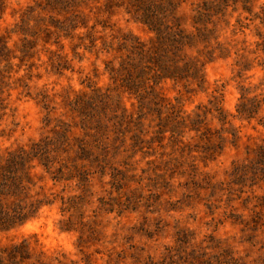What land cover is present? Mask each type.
Wrapping results in <instances>:
<instances>
[{
	"label": "rangeland",
	"instance_id": "1",
	"mask_svg": "<svg viewBox=\"0 0 264 264\" xmlns=\"http://www.w3.org/2000/svg\"><path fill=\"white\" fill-rule=\"evenodd\" d=\"M200 1H176L182 29L194 30ZM1 2L0 36L9 52L0 64V153L46 140L57 146L66 169L54 175L57 160L51 174L35 168L33 191L51 203L22 226L0 232V248L23 243L29 258L22 264H264V103L250 120L236 116L240 94L264 99V53L257 46L264 26L253 17L264 12V0H251V14L238 3L214 16L207 26L220 57L202 66V88L161 81L154 103L124 92L109 71L119 68L123 40L153 41L127 13L125 0L80 4L78 12L96 31L93 48L83 41L87 49L75 38L44 44L41 31L30 26L62 18L34 0ZM28 7L33 16L25 28ZM97 90L110 99L100 116L103 151L85 134L93 133L92 119L73 110L82 95ZM176 111L186 124L167 120ZM195 112L202 121L196 132L189 130ZM112 115L125 120L117 123ZM75 138L86 142L84 156Z\"/></svg>",
	"mask_w": 264,
	"mask_h": 264
},
{
	"label": "trees",
	"instance_id": "2",
	"mask_svg": "<svg viewBox=\"0 0 264 264\" xmlns=\"http://www.w3.org/2000/svg\"><path fill=\"white\" fill-rule=\"evenodd\" d=\"M88 0H34V3L41 11L48 13L53 12L61 16L62 19L47 18L49 24H41L42 26L32 25L30 30L41 31L43 34L44 44H48L50 40L52 44H59L61 39L72 42L74 38L81 42L77 47L93 48L96 33L95 26H87L86 21L78 12L80 4ZM125 10L131 15L133 20L144 25L152 34L153 41L149 46L137 43L130 37L119 45L125 54L120 57L119 68L111 72L112 81L119 82L123 91L130 95L136 96L139 100L149 99L153 101L157 94L155 86L161 81H191L198 88H202L203 78L201 68L207 62L213 61L220 57L219 44L213 34V29L208 28V24L213 26V17L221 15L223 10L230 5L240 4L241 9L251 14V0H201L192 17L193 31H186L178 24L175 17L177 0H125ZM41 6V7H40ZM2 2L0 0V15L2 13ZM264 10V8H263ZM33 10L28 7L25 18L21 20V26L27 27V22L33 16ZM254 18L260 21L264 26V12L259 16L253 14ZM38 23H44L40 21ZM84 30V33L78 31ZM32 36H38L37 32H32ZM81 34V35H80ZM216 42V48H208L210 40ZM88 41L86 46L83 41ZM26 44H32L29 41ZM104 42H102V45ZM196 45L203 47V50L196 49ZM260 50L264 53V38L261 43ZM195 51L196 55L188 53ZM218 51L217 55L215 52ZM8 49L3 37L0 36V64L8 61ZM202 59V62L201 60ZM204 59V61H203ZM7 65V64H6ZM57 69H63V66H56ZM2 78V77H0ZM1 82V81H0ZM109 94L95 91L92 94L82 95V99L73 107V110L80 113L82 117L92 119L93 133L88 134L92 138V147L96 150H104L102 133L105 124L102 123L101 117H105V107L108 105ZM264 99H258L253 96L247 99L244 94H240L236 105V116L244 120H250L256 114ZM1 109V108H0ZM117 109V105H116ZM217 111V119L221 125L226 123L224 114ZM99 111V113H98ZM178 111V110H177ZM176 111V112H177ZM209 112V110H207ZM167 116V120L171 124L178 126L184 123L177 113ZM88 113V114H86ZM204 113V112H202ZM116 114V113H115ZM194 118L189 119V130L199 131L198 127L202 124L196 112ZM113 120L121 123L125 120L123 115H112ZM179 119V121H176ZM264 127V123L262 124ZM67 133V132H65ZM64 133V136H65ZM59 134L56 136L58 137ZM63 136V135H62ZM61 145V152L66 153L69 149L66 137ZM80 153L86 154L84 142L82 139L75 138ZM57 146L51 145L46 140L32 142L27 148L17 147L16 149H6L4 153H0V232H7L16 227L22 226L27 221L35 218L44 206L50 205L51 201L46 196H42L41 192H35L36 175L35 168H40L43 173H50L51 167L57 160L58 167L54 169L53 174L61 176L66 164L58 161ZM262 149L259 147L258 155L262 157ZM98 158V157H93ZM74 168V165H71ZM51 174V173H50ZM55 175V174H54ZM56 179V176L54 177ZM58 176V177H59ZM59 179V178H57ZM34 193V194H33ZM28 251L23 243L13 244L5 248H0V264H22L28 260Z\"/></svg>",
	"mask_w": 264,
	"mask_h": 264
}]
</instances>
